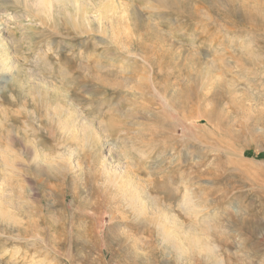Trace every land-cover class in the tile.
Segmentation results:
<instances>
[{
  "label": "rangeland",
  "instance_id": "rangeland-1",
  "mask_svg": "<svg viewBox=\"0 0 264 264\" xmlns=\"http://www.w3.org/2000/svg\"><path fill=\"white\" fill-rule=\"evenodd\" d=\"M0 264H264V0H0Z\"/></svg>",
  "mask_w": 264,
  "mask_h": 264
},
{
  "label": "bare ground",
  "instance_id": "bare-ground-1",
  "mask_svg": "<svg viewBox=\"0 0 264 264\" xmlns=\"http://www.w3.org/2000/svg\"><path fill=\"white\" fill-rule=\"evenodd\" d=\"M49 165V167H50V169H54V165H52V164H48ZM61 170H63V169H61ZM168 231V230H167ZM172 235V234H171Z\"/></svg>",
  "mask_w": 264,
  "mask_h": 264
}]
</instances>
